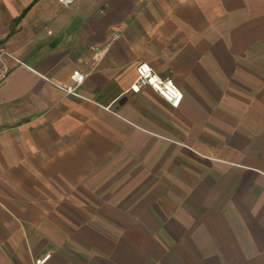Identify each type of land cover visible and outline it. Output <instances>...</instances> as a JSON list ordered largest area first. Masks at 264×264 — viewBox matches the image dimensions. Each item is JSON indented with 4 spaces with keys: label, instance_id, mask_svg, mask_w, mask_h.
Instances as JSON below:
<instances>
[{
    "label": "crops",
    "instance_id": "0c3cea01",
    "mask_svg": "<svg viewBox=\"0 0 264 264\" xmlns=\"http://www.w3.org/2000/svg\"><path fill=\"white\" fill-rule=\"evenodd\" d=\"M0 47V264H264V0H0Z\"/></svg>",
    "mask_w": 264,
    "mask_h": 264
},
{
    "label": "built area",
    "instance_id": "2783aa9c",
    "mask_svg": "<svg viewBox=\"0 0 264 264\" xmlns=\"http://www.w3.org/2000/svg\"><path fill=\"white\" fill-rule=\"evenodd\" d=\"M63 6L68 7L76 0H57ZM113 37V41L116 39ZM110 46V44L108 45ZM8 55V51L0 47V82L6 77L8 69L4 64V57ZM136 78L129 87L131 92H139L143 87L148 86L152 88L161 98H163L171 107L176 108L182 100V92L175 85L171 78H162L158 76L153 69L145 62H140L135 68ZM86 74L81 71H74L71 75L72 83L67 86H59L68 94H75L76 89L82 84ZM49 254L42 258L36 259L34 264H44L49 258Z\"/></svg>",
    "mask_w": 264,
    "mask_h": 264
}]
</instances>
